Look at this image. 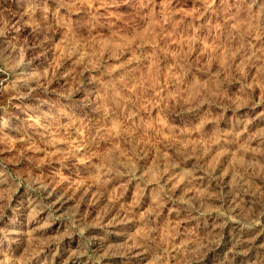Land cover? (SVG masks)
Returning a JSON list of instances; mask_svg holds the SVG:
<instances>
[{
	"label": "rangeland",
	"instance_id": "rangeland-1",
	"mask_svg": "<svg viewBox=\"0 0 264 264\" xmlns=\"http://www.w3.org/2000/svg\"><path fill=\"white\" fill-rule=\"evenodd\" d=\"M0 264H264V0H0Z\"/></svg>",
	"mask_w": 264,
	"mask_h": 264
},
{
	"label": "bare ground",
	"instance_id": "bare-ground-1",
	"mask_svg": "<svg viewBox=\"0 0 264 264\" xmlns=\"http://www.w3.org/2000/svg\"><path fill=\"white\" fill-rule=\"evenodd\" d=\"M201 178V177H200ZM31 203V202H30Z\"/></svg>",
	"mask_w": 264,
	"mask_h": 264
}]
</instances>
